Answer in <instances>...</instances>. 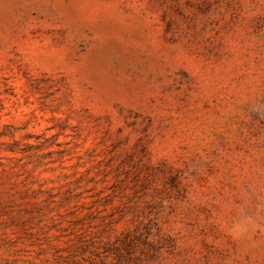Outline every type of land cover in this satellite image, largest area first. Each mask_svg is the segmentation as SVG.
Returning a JSON list of instances; mask_svg holds the SVG:
<instances>
[{"label": "rangeland", "instance_id": "1", "mask_svg": "<svg viewBox=\"0 0 264 264\" xmlns=\"http://www.w3.org/2000/svg\"><path fill=\"white\" fill-rule=\"evenodd\" d=\"M264 0H0V264H264Z\"/></svg>", "mask_w": 264, "mask_h": 264}, {"label": "clouds", "instance_id": "2", "mask_svg": "<svg viewBox=\"0 0 264 264\" xmlns=\"http://www.w3.org/2000/svg\"><path fill=\"white\" fill-rule=\"evenodd\" d=\"M257 229L264 230V225L257 222L256 218L247 214H243L236 223L232 224L229 231L234 238H240L250 231Z\"/></svg>", "mask_w": 264, "mask_h": 264}]
</instances>
